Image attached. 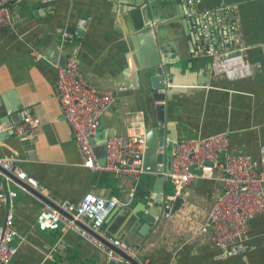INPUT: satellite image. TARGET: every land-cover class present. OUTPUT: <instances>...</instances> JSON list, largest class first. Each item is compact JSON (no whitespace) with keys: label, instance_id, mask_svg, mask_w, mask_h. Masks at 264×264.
Wrapping results in <instances>:
<instances>
[{"label":"crops","instance_id":"1","mask_svg":"<svg viewBox=\"0 0 264 264\" xmlns=\"http://www.w3.org/2000/svg\"><path fill=\"white\" fill-rule=\"evenodd\" d=\"M195 1L198 10L233 6L237 29L231 45L248 48L249 60L259 65L252 75L235 79L215 75L209 58L194 56L185 0H155L152 10L145 0L14 1L11 25L0 31V157L13 155L50 189L47 197L53 201L79 203L89 192L124 196L129 177L83 166L61 112L55 65H63L61 56L74 53L87 79L117 95L93 139L99 161H104L100 150L109 135L125 134L136 117L146 128L158 125L140 72L159 62L171 66L173 76L167 136L177 135V140L227 132L230 151L258 159L264 145V0ZM150 15L155 20L150 21ZM64 33L72 35L73 42L64 41ZM32 51L41 53L42 59L35 61ZM24 107L32 109L40 125L32 134L17 135L18 121L12 117ZM158 152L164 149L158 146ZM150 163L164 169L168 161L155 154ZM222 175L216 167L212 178H195L180 196L181 203L143 237L138 229L150 198V176L144 174L132 204L112 211L105 229L137 245L142 264H264V214L253 219L248 236L235 250H221L195 236L221 191ZM2 180L6 186L7 180ZM9 184L18 195L0 202V224L10 212L19 244L9 264H106L103 252L78 233L41 230L36 218L44 201L14 180ZM167 190H173L170 178Z\"/></svg>","mask_w":264,"mask_h":264},{"label":"built area","instance_id":"2","mask_svg":"<svg viewBox=\"0 0 264 264\" xmlns=\"http://www.w3.org/2000/svg\"><path fill=\"white\" fill-rule=\"evenodd\" d=\"M18 0H0V31L11 25L12 3ZM52 3L59 0H39ZM186 15L193 26L194 56L207 57L215 75L230 79L252 75L259 66L249 60L248 48L231 45V37L237 29L233 18V6L221 4L214 9L198 10L195 0H185ZM63 40L73 42L74 37L64 33ZM35 61L43 55L32 51ZM55 84L61 112L69 124L83 157L86 168L125 174L130 185L123 197L86 193L79 203L68 200L53 201L57 207L44 202L36 223L41 230H72L103 252L106 264H132L120 251L138 258V251L105 229L106 217L115 209L126 207L134 201L141 178L151 173L143 166L146 149V125L141 117L132 120L123 135H111L106 141L105 162L98 160L94 148V136L99 121L117 101L115 92L97 87L87 79L78 66L74 53L66 57V64L57 63ZM15 126L17 135L32 134L40 125L30 107L19 112ZM258 159L245 152L229 150L227 132L198 135L178 139L171 152L170 178L173 190L166 198L168 214L174 202L198 176L212 178L214 169L220 167L222 188L216 195L204 224L195 236L210 241L217 248L235 250L249 234L251 222L264 214V145L259 148ZM223 155V158H221ZM3 170L13 174L30 187L47 197L50 189L31 176L13 155L0 157V202L5 196L15 198L18 192L9 182L13 179ZM2 177L8 184L5 186ZM68 214V215H67ZM18 231L13 225L11 213L0 224V264H9L18 252Z\"/></svg>","mask_w":264,"mask_h":264},{"label":"water","instance_id":"3","mask_svg":"<svg viewBox=\"0 0 264 264\" xmlns=\"http://www.w3.org/2000/svg\"><path fill=\"white\" fill-rule=\"evenodd\" d=\"M148 2L149 9L152 10L155 4V0H145ZM155 20V17L150 15V21ZM53 58V57H52ZM60 63L66 64V56H61ZM140 78L142 83V88L145 89L150 99L153 102L155 109L158 125L146 128L145 138H146V149L143 156V166L149 172L148 180V195L150 198L146 205L147 213L141 218L142 224H139L138 233L143 237L149 236L150 231L153 227L157 226L162 219V217L168 212L165 204L168 194L167 185L168 178L165 173L171 171V152L175 147L177 142V135L174 137L173 134L168 135L165 133V128L168 126V100H169V89L170 83L173 81V76L171 75V66H163L160 62L153 65L143 67L140 72ZM2 101L0 96V102ZM1 105V104H0ZM13 120L19 122L18 113L13 116ZM113 135V134H112ZM111 136V135H109ZM156 139L158 142H156ZM107 141V140H106ZM158 146L164 149V153L158 152ZM101 155L106 157V142H104L101 147ZM105 152V153H104ZM159 159H165L168 161L167 167L160 168L156 167L154 164L150 163V160L155 156ZM102 163L104 161H100ZM7 175H9L14 181L26 187L30 192L41 198L44 202L57 207L56 204L48 197L43 196L41 193L30 187L27 183L20 180L13 174L3 170ZM181 197H179L174 202V208H176L181 203ZM127 207V206H126ZM124 208V207H122ZM114 210H118L115 208ZM113 210V211H114ZM117 212V211H115ZM68 215V214H67ZM127 246L136 247L137 245L132 244L129 240H125ZM132 264H142L138 258H133L128 253L120 251Z\"/></svg>","mask_w":264,"mask_h":264}]
</instances>
